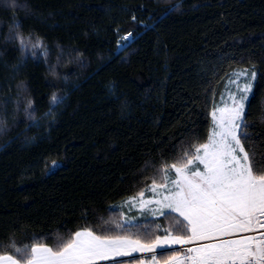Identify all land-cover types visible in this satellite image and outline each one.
<instances>
[{
	"label": "trees",
	"instance_id": "16d2710c",
	"mask_svg": "<svg viewBox=\"0 0 264 264\" xmlns=\"http://www.w3.org/2000/svg\"><path fill=\"white\" fill-rule=\"evenodd\" d=\"M17 32L33 47L22 51ZM253 67L246 119L264 152V0H0V255L10 240L52 246L117 214L124 223L146 165L206 142L225 80Z\"/></svg>",
	"mask_w": 264,
	"mask_h": 264
},
{
	"label": "snow or ice",
	"instance_id": "6c2138e0",
	"mask_svg": "<svg viewBox=\"0 0 264 264\" xmlns=\"http://www.w3.org/2000/svg\"><path fill=\"white\" fill-rule=\"evenodd\" d=\"M132 36L129 32L121 37L118 47L126 50ZM13 39H19L22 51L33 47L30 36L26 39L17 32ZM34 47L43 45L38 42ZM233 75L229 83L234 87L229 88L226 99L221 94L223 106H213L206 142L193 137L181 144L178 155L170 161L146 165L152 167V176L124 202L165 216L170 226L162 235L152 225H131L127 218L121 223L117 214L98 221L97 226L57 235L52 246L45 243L50 237L33 236L32 243L10 240L12 254L0 255V264H96L98 260L133 252L154 253L157 249L165 264H264V231H260L264 229V152L258 151L262 144L249 132L251 125L246 119L257 71L253 67ZM62 102L63 97L52 95L51 104ZM31 108L29 101L25 111L34 119L28 111ZM3 128L0 116V131ZM58 168L53 161L49 172ZM145 192L153 199H146ZM153 203L157 207L149 208ZM133 233L137 238H131ZM196 241L207 243L188 247L183 254L172 248ZM150 260L159 264L156 255Z\"/></svg>",
	"mask_w": 264,
	"mask_h": 264
},
{
	"label": "rangeland",
	"instance_id": "374dc122",
	"mask_svg": "<svg viewBox=\"0 0 264 264\" xmlns=\"http://www.w3.org/2000/svg\"><path fill=\"white\" fill-rule=\"evenodd\" d=\"M240 71H242V69H239V70L237 69V70H235L233 73H231V74L227 77V79H226L225 82H224V85H223L222 91H221V93L219 94V96H218L217 101H216L215 104H220V106H223L222 103H221V94H223L224 97H225V99H226L229 88H230V87H234V86L230 85L229 81H230V79L234 78V75H233L234 73H238V72H240ZM242 79H243V78H242ZM212 111H213V109H212ZM211 117H212V116H211ZM145 198H146V199H153L151 193H148V192H145ZM126 201H127V200H126ZM122 207H123V209L125 210V212H122V213H123V215H122V216H123V219L125 220V219L127 218L128 220L131 221V224H133V223H135L136 221H138V220H140V219H143V218H148V217H149V218H159L160 216H162V215H160L159 213H157L156 215H152V213L149 212V211L147 210V208H145V209H141L140 206H139L138 204H137L135 207H130V206L124 205V203H123V204H122ZM148 207H149V208H156L157 205H155V204L153 203V204L149 205ZM174 214H176V213H174ZM176 215H177V214H176ZM180 246H183V245H173L172 248L178 250L181 254H183L182 251H181V250H183V249L179 250V249H180V248H179ZM177 248H179V249H177ZM169 250H170V249H169ZM183 251H184V250H183ZM160 252H161L160 249H157L156 252H154V253H149V252H133L130 256H115L113 259H110V260H98V261H96V264H105V263H108V262H113V261H118V260H122V259L133 258V257H141V258H142L141 261H146L147 258L150 259L151 256H153V255H157V254H159ZM143 258H144V259H143ZM141 261H140V262H141Z\"/></svg>",
	"mask_w": 264,
	"mask_h": 264
},
{
	"label": "built area",
	"instance_id": "2783aa9c",
	"mask_svg": "<svg viewBox=\"0 0 264 264\" xmlns=\"http://www.w3.org/2000/svg\"><path fill=\"white\" fill-rule=\"evenodd\" d=\"M260 231H264V229H261ZM200 243H207V241H196L193 244L183 245V246H180L179 248L183 249L185 251L188 247H194ZM179 248H177V249H179Z\"/></svg>",
	"mask_w": 264,
	"mask_h": 264
},
{
	"label": "crops",
	"instance_id": "0c3cea01",
	"mask_svg": "<svg viewBox=\"0 0 264 264\" xmlns=\"http://www.w3.org/2000/svg\"><path fill=\"white\" fill-rule=\"evenodd\" d=\"M158 262H159V264H165V262H162V263L160 261H158ZM138 264H141V262H139ZM143 264H152V262L149 258H147L146 261H143Z\"/></svg>",
	"mask_w": 264,
	"mask_h": 264
}]
</instances>
